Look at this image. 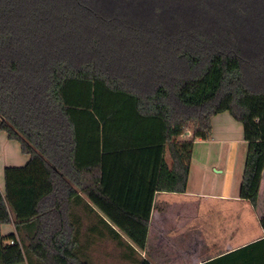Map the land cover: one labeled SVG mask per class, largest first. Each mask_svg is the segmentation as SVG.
Listing matches in <instances>:
<instances>
[{"label": "trees", "instance_id": "trees-1", "mask_svg": "<svg viewBox=\"0 0 264 264\" xmlns=\"http://www.w3.org/2000/svg\"><path fill=\"white\" fill-rule=\"evenodd\" d=\"M223 112L243 126L240 197L257 206L264 0H0V131L30 157L4 171L0 264H96L77 208L139 254L155 193L187 191Z\"/></svg>", "mask_w": 264, "mask_h": 264}, {"label": "crops", "instance_id": "crops-1", "mask_svg": "<svg viewBox=\"0 0 264 264\" xmlns=\"http://www.w3.org/2000/svg\"><path fill=\"white\" fill-rule=\"evenodd\" d=\"M12 143L0 131L3 172L10 165L23 166L30 158L22 153L20 144L17 149ZM247 153L248 143L240 122L229 112L215 115L211 137L195 142L187 191L155 193L146 248H136V254L120 247L118 257L123 264H138L137 258L143 264H264V172L258 204L254 206L240 197ZM12 158L16 163H12ZM166 160L172 164L169 151ZM0 186L5 195V182ZM93 219L89 225L90 222L84 223L80 232V243L88 245L92 258L101 244L118 245L111 229ZM12 232H16L13 223L2 225L3 235ZM104 255L111 256L107 250Z\"/></svg>", "mask_w": 264, "mask_h": 264}, {"label": "rangeland", "instance_id": "rangeland-1", "mask_svg": "<svg viewBox=\"0 0 264 264\" xmlns=\"http://www.w3.org/2000/svg\"><path fill=\"white\" fill-rule=\"evenodd\" d=\"M241 124V123H240ZM242 126V124H241ZM190 132L188 133V135H186L185 137L181 138V139H186L190 137ZM16 148H19V143L17 141H14ZM13 156V155H11ZM2 159V158H1ZM12 163H16L14 158H12ZM25 165V164H24ZM10 166H16V165H10ZM1 182H5V172H3L1 170L0 167V185ZM1 188V186H0ZM2 189V188H1ZM78 214L81 217L83 224L86 222H90L87 225L93 223V217L91 215H88L82 208H77ZM85 225V224H84ZM106 250L110 253V257H106L104 255V253L106 252ZM121 248L118 245H112V246H104V245H100L96 248V251L93 254V258L92 260L96 263V264H123V260H121L118 257V254L121 252Z\"/></svg>", "mask_w": 264, "mask_h": 264}]
</instances>
